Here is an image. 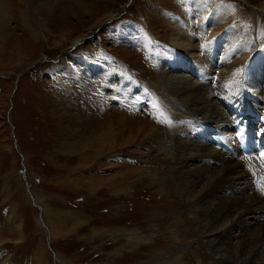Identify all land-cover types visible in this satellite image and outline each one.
Returning a JSON list of instances; mask_svg holds the SVG:
<instances>
[{"label": "rangeland", "instance_id": "374dc122", "mask_svg": "<svg viewBox=\"0 0 264 264\" xmlns=\"http://www.w3.org/2000/svg\"><path fill=\"white\" fill-rule=\"evenodd\" d=\"M193 1L0 0V264H229L216 262L219 253L205 242L216 240L221 225L201 239L192 213L181 211V182L165 163L171 138L182 125L204 139L194 124L208 121H181L165 77L190 73L206 82L203 90L231 119L242 116L241 89L260 109L264 83L248 91L245 67L232 83L236 94L218 101L215 82L245 61L238 40L231 47L224 40L234 53L209 69L169 67L178 53L210 61L199 47L173 40L195 35L201 20H183ZM208 1L224 18L206 30L213 38L241 32L252 64L264 49V0ZM261 121L250 138L264 134ZM214 130L216 148L214 138L239 147L232 134ZM263 222L264 216L247 230Z\"/></svg>", "mask_w": 264, "mask_h": 264}, {"label": "bare ground", "instance_id": "6f19581e", "mask_svg": "<svg viewBox=\"0 0 264 264\" xmlns=\"http://www.w3.org/2000/svg\"><path fill=\"white\" fill-rule=\"evenodd\" d=\"M108 17H110V15H108ZM198 18L201 22H199V25L197 24L198 27L195 31V35L191 37L182 35L173 40L182 48H185L186 44H190L188 47L191 49H197L199 47L198 49H202V55H206V59L208 58L210 61H192V58L190 59V56L187 54L181 55L178 53L179 57L174 58L175 60L170 63L169 67L183 68L184 70L187 66L188 72L190 70V72L196 73L197 69L194 67V64L200 63L195 66H205V68H203L205 70L209 64L218 63V60H220L218 57H223L225 58H222L223 60H227V58H229L227 55H232L234 53V50L228 49V46H224L225 48L222 47L225 43L224 40L228 41L227 44L229 46L232 42L238 40L236 49L243 54L245 61L243 64L233 63L229 66L230 71H228V74H225L218 82H215L217 86L215 87V92L219 94L218 101L236 94L238 86L236 87V85H232V83L236 76L241 75L245 67V75L250 74V79L248 80L249 85L245 86L248 91H257L260 85L264 83V49H261V52L259 50L256 51L255 59H253V63L249 65L246 53L250 44H248L241 32L240 34L238 32L235 34L225 32L222 37L213 38V35H211L212 32L207 31L208 28L213 29V25L224 18V16L221 15V9L218 10L217 7H212L208 0H194L190 3L189 16L183 20H187L188 22ZM191 38H197L200 41L207 39V41L204 46H202L200 44L203 42L199 43L197 41V43H193ZM82 39V36L74 39L71 45H75V43L80 42ZM210 67L211 66H209L208 69ZM191 75L190 73L184 76L167 74L165 77L172 86L171 92L173 91L174 95L177 97L174 101L171 99V102H174L172 106L177 112L183 113L181 121H185L189 117H191L194 122L198 120L201 121L202 119L208 121V123L202 124L199 128L194 124L197 132L201 134L204 139L200 138L197 140V138L191 137L189 135L191 130H188L185 126L181 125L174 128L176 134L171 138V141H174V151H172L169 156H166L165 163L169 165L171 179L181 182L179 192L183 194L181 197L185 202V206H181V211L189 210L192 213L191 223L194 225V231L199 233L201 239L204 237L205 232L211 227H214L216 224L221 225L220 228L218 227L219 230L214 237L216 240L205 241L207 244L213 243L210 248L215 254L219 253L216 262H227L229 264H264V222L253 231L249 232V230H247L249 227L248 225H251V223H258L262 216H264V194L259 190L252 177L251 179L249 178L252 182L251 186L246 183V178L248 176L250 177V175L252 176V174L248 167L245 166L241 155L246 149L248 150V154L251 155L252 150L254 151L256 146L252 145V140L249 137L246 138V148L238 147L234 145L232 141H227L226 143L221 138H214V140L220 144L219 148H216V146L211 144L212 140L210 136L211 132L215 131L214 129H221L223 136L232 134V136H229V138H231L230 140L234 138L237 139L235 129L241 127V125L245 135L251 133L253 123L256 120L258 122L259 120H264V101L261 102V106H259L260 109H258V105L255 102H250L241 89V95L244 97V110L243 113H241L242 116L240 115L241 118L238 115L235 119H231L232 116L229 117L220 109L221 107H219L216 102L217 100H215L217 99L215 95L209 98L210 96L208 93L203 90V82L198 84L197 81L191 79ZM200 76H202L203 79L205 78L202 74ZM203 84H206V82ZM208 88L210 89V86ZM237 94L240 95V93ZM249 96L251 97L253 95ZM235 100H239V97ZM240 100L242 102L241 97ZM253 100L255 101L256 98L254 97ZM223 129L226 131H223ZM223 138H225V136ZM257 138L259 137L256 136V139ZM159 141L161 144H164L165 139ZM259 142H261V139ZM209 145L212 147H209ZM197 160L199 163H195ZM219 163L222 164V167L218 168L217 164ZM241 165L244 170H248L249 173L244 172L241 169ZM152 182L151 183L155 185L158 183V180H155L154 177ZM199 184H201L200 189L196 191L195 187ZM252 184H254L257 189H254ZM246 190H251V194H247L246 196ZM258 191H260L261 195ZM247 218L251 219V222H248ZM232 229L238 230L239 234H233ZM241 229H244V232H240ZM49 230L51 231V229ZM232 235L239 237V239L237 238L238 240L235 243L230 244L229 241L225 239H230ZM169 256L171 257V255ZM174 261H176V259H174ZM174 261L170 264H177ZM179 262L185 263L182 260H179ZM187 264H189V262Z\"/></svg>", "mask_w": 264, "mask_h": 264}, {"label": "snow or ice", "instance_id": "6c2138e0", "mask_svg": "<svg viewBox=\"0 0 264 264\" xmlns=\"http://www.w3.org/2000/svg\"><path fill=\"white\" fill-rule=\"evenodd\" d=\"M261 157L264 158V153L261 154Z\"/></svg>", "mask_w": 264, "mask_h": 264}]
</instances>
